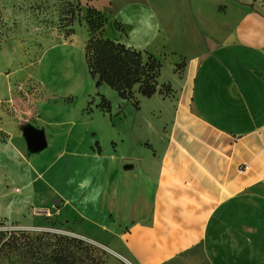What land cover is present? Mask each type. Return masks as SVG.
Returning <instances> with one entry per match:
<instances>
[{
	"label": "crops",
	"instance_id": "0c3cea01",
	"mask_svg": "<svg viewBox=\"0 0 264 264\" xmlns=\"http://www.w3.org/2000/svg\"><path fill=\"white\" fill-rule=\"evenodd\" d=\"M82 2V14L91 6L107 17L99 36L163 62L158 91L134 97L161 103L157 119L118 133L115 150L105 153L99 125L66 112L48 120V102L33 94L40 90H24L23 100L0 97V112L13 105L16 121L15 130L3 128L0 151L31 166L27 186L42 182L53 195L41 206L52 197L57 219L107 246L114 264H264V8L251 0ZM75 25L69 34L58 30L62 43L74 40ZM27 123L50 132L48 147L57 143L51 163L50 156L27 159L19 127Z\"/></svg>",
	"mask_w": 264,
	"mask_h": 264
},
{
	"label": "rangeland",
	"instance_id": "374dc122",
	"mask_svg": "<svg viewBox=\"0 0 264 264\" xmlns=\"http://www.w3.org/2000/svg\"><path fill=\"white\" fill-rule=\"evenodd\" d=\"M11 1L13 0H0V97L9 99L13 95V98L23 100L24 90L27 92L40 90L33 94L38 96L37 103L48 102L47 109L42 110L44 118L48 120L53 117L59 118L66 112L71 113L70 117L79 122L84 120L94 122L99 125L98 141L102 139L99 145L105 153L115 150L117 143L115 137L118 133L138 129L142 119H157L153 112L160 111L162 104L159 102L137 104L136 98L121 99L120 103L114 100L111 103L113 119L109 117V113L100 110L97 105L100 102L98 93L104 94L106 89L115 96L119 98L120 96L109 84L98 83V79L90 72L84 41L86 26L88 27L85 25L87 14H82L84 6L82 0H14L16 1L14 3ZM251 1L264 8V0ZM92 16L93 19H97L96 15ZM74 20H76L74 40L62 43L58 30L72 31L69 26ZM94 33L97 35L98 29H94L92 34ZM39 82L43 85V92L36 86ZM155 99L157 98L147 101ZM63 103H67L69 108L63 109ZM1 107L6 113L4 115L0 112V141L7 142L3 128L12 126L9 128L15 130L13 125L16 121L12 118L14 107L6 103ZM63 107H66V104ZM154 108H158L157 111H154ZM172 112L173 107L169 106L165 111L167 120ZM110 120H113V123ZM105 124L109 125L105 127ZM19 127L22 131L24 125L21 124ZM110 130L113 131V136ZM46 135L51 144L53 138L50 132ZM57 148L56 143L54 148L49 146L33 157H30L25 149L24 153H27V159L33 158L32 160L50 156L48 160L51 163L53 158L51 155ZM48 165L49 162L46 160L38 169L43 170ZM34 178L31 166L18 160L10 152L0 151V233L6 236L4 241L11 234L19 232L32 238L28 245L26 237L23 239L26 243L14 248L2 247L0 241V264H56L51 255L61 248L62 244L56 242V238L60 237L84 242V245L72 243L69 246L68 254L72 255L71 259L75 260V264H114L113 255L107 246L73 234L57 219V210L60 206L52 197L49 207L41 206V203L47 201L48 194L53 195L42 182L27 186ZM48 179L56 184L55 178L51 179L50 174ZM34 188L36 194L33 193Z\"/></svg>",
	"mask_w": 264,
	"mask_h": 264
},
{
	"label": "trees",
	"instance_id": "16d2710c",
	"mask_svg": "<svg viewBox=\"0 0 264 264\" xmlns=\"http://www.w3.org/2000/svg\"><path fill=\"white\" fill-rule=\"evenodd\" d=\"M86 14L89 38L85 46V53L91 74L98 79L99 83L109 84L124 99L134 98L136 90L147 97L155 94L158 91V77L163 62L149 51L138 50L123 42L99 36L101 29L107 22V17L91 6L87 7ZM93 14L97 16V19H93ZM94 29H98L97 35L92 34ZM72 31L66 33L69 34ZM183 66L184 62L178 64L177 68L180 69ZM165 89L169 91L170 85H165ZM98 95L101 97L100 106L105 111L110 112V100L101 93ZM138 102L136 100L137 104ZM4 237L6 238L4 234L0 233L2 247H20L22 243H26L23 241L26 237L27 245L32 240L30 236L20 232L11 234L6 241H4ZM56 242L62 245L51 255V259L56 264H75V260L71 259L72 255L68 254L69 246L72 243L84 245V242L64 237L56 238Z\"/></svg>",
	"mask_w": 264,
	"mask_h": 264
},
{
	"label": "water",
	"instance_id": "95a60500",
	"mask_svg": "<svg viewBox=\"0 0 264 264\" xmlns=\"http://www.w3.org/2000/svg\"><path fill=\"white\" fill-rule=\"evenodd\" d=\"M99 83V82H98ZM23 137L25 138L29 155L39 154L48 147L46 133L43 129L36 128L30 124L23 127ZM125 169H132V165H125Z\"/></svg>",
	"mask_w": 264,
	"mask_h": 264
}]
</instances>
